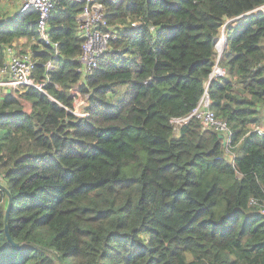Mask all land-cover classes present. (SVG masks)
I'll return each mask as SVG.
<instances>
[{
  "label": "trees",
  "instance_id": "1",
  "mask_svg": "<svg viewBox=\"0 0 264 264\" xmlns=\"http://www.w3.org/2000/svg\"><path fill=\"white\" fill-rule=\"evenodd\" d=\"M4 1L18 0H0V67L25 39L37 80L49 59L54 69L53 99L20 93L30 112L0 93V182L19 243L0 187V264H264V13L253 12L264 0H101L119 33L88 76L80 3L56 0L54 55L38 12L3 18ZM224 25L226 75L208 92L233 131L232 162L216 129L171 123L205 92ZM75 86L89 95L84 117L64 107Z\"/></svg>",
  "mask_w": 264,
  "mask_h": 264
},
{
  "label": "built area",
  "instance_id": "2",
  "mask_svg": "<svg viewBox=\"0 0 264 264\" xmlns=\"http://www.w3.org/2000/svg\"><path fill=\"white\" fill-rule=\"evenodd\" d=\"M72 1L82 5V10L78 16V35L83 40V46L82 54L79 57L80 67L78 72L83 76H88L92 75L93 71L98 67L100 59L109 50V43L112 39L117 37L119 29L117 26H112L108 22L105 14L106 7L103 1ZM106 1L117 3L120 0ZM18 4L19 13L31 10L38 12L39 19L37 31L40 39L43 45H47L53 49L54 55H59V41L52 39L50 28L48 27V20L56 11V0H18ZM256 11L264 13V4L253 10V12ZM225 25L223 26L221 37L217 38L216 41V62L209 76V81L206 84L205 92L198 104L189 114L174 117L171 119V123L175 132H179L181 127L192 119L200 120L205 128L212 127L216 129L220 134L223 147L228 153L232 154V162L235 157L232 140L233 131L230 129L228 123L220 120L211 109V98L208 92V87L212 79L226 75V69L220 65L223 52L228 44ZM4 54L5 63L0 67V88L7 90L6 93L9 92L18 97L20 93L28 87H34L45 93L49 98L53 99V96L50 95L46 89V84L51 81L49 72L54 69V64L51 59L44 64L45 74L43 80L40 82L35 75L37 61L31 51L22 52L20 48H18V44L14 43L5 47ZM72 92L74 94L73 107H64L78 117L86 116L87 113L85 107L89 104V95L81 94L76 87L72 89ZM80 107L84 109V112H80ZM255 130L259 135L264 134V126L262 125L257 126ZM250 204L260 205L256 199H252Z\"/></svg>",
  "mask_w": 264,
  "mask_h": 264
},
{
  "label": "rangeland",
  "instance_id": "3",
  "mask_svg": "<svg viewBox=\"0 0 264 264\" xmlns=\"http://www.w3.org/2000/svg\"><path fill=\"white\" fill-rule=\"evenodd\" d=\"M18 9H19V4H18L17 1H4V3H3V11L1 12L2 13L1 17L5 18V17L13 16L14 14H16L18 12ZM233 23H236V21H234ZM222 31H223V27L221 28V33L218 36V38L221 37ZM226 32L227 31L225 30V33ZM20 41H21V43L18 42V48H20V49L22 48V49H24L26 51H31L30 46H29L30 44H29V42L27 40L23 39V40H20ZM215 59H216V56H215ZM75 87L78 88L77 86H75ZM6 92H7V90H4L3 88H0V93L4 94ZM18 97L21 98L20 95ZM118 98H120V96ZM21 101H22V103L24 105V109L26 107V109H28L27 111L30 112L31 111V103H29L27 100H24L22 98H21ZM80 112H84V109L82 107H80ZM225 154H226L225 158L227 160L231 161L232 160V158H231L232 154L228 153L226 150H225Z\"/></svg>",
  "mask_w": 264,
  "mask_h": 264
},
{
  "label": "water",
  "instance_id": "4",
  "mask_svg": "<svg viewBox=\"0 0 264 264\" xmlns=\"http://www.w3.org/2000/svg\"><path fill=\"white\" fill-rule=\"evenodd\" d=\"M0 187L2 189L5 190V192L8 195V204H7V208H6V212H5V224H4V229H5V233L7 235V238L15 245V246H19V243L13 241L11 234H10V229H9V214H10V208L12 205V195L11 192L5 187V185L3 183L0 182ZM61 259V257H60ZM62 260V259H61ZM63 262V261H62Z\"/></svg>",
  "mask_w": 264,
  "mask_h": 264
},
{
  "label": "crops",
  "instance_id": "5",
  "mask_svg": "<svg viewBox=\"0 0 264 264\" xmlns=\"http://www.w3.org/2000/svg\"><path fill=\"white\" fill-rule=\"evenodd\" d=\"M20 43H21V41H19ZM29 102V101H28ZM30 103V102H29ZM25 109H26V107H25ZM26 110H28V109H26Z\"/></svg>",
  "mask_w": 264,
  "mask_h": 264
},
{
  "label": "clouds",
  "instance_id": "6",
  "mask_svg": "<svg viewBox=\"0 0 264 264\" xmlns=\"http://www.w3.org/2000/svg\"><path fill=\"white\" fill-rule=\"evenodd\" d=\"M110 2V1H109ZM112 3V2H111Z\"/></svg>",
  "mask_w": 264,
  "mask_h": 264
}]
</instances>
